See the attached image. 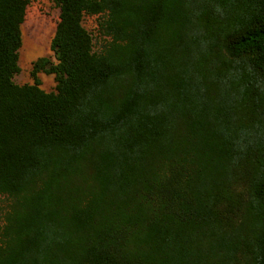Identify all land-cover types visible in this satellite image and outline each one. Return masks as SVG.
<instances>
[{"label":"trees","instance_id":"1","mask_svg":"<svg viewBox=\"0 0 264 264\" xmlns=\"http://www.w3.org/2000/svg\"><path fill=\"white\" fill-rule=\"evenodd\" d=\"M57 2L20 85L0 0V264H264V0Z\"/></svg>","mask_w":264,"mask_h":264},{"label":"rangeland","instance_id":"2","mask_svg":"<svg viewBox=\"0 0 264 264\" xmlns=\"http://www.w3.org/2000/svg\"><path fill=\"white\" fill-rule=\"evenodd\" d=\"M60 7L57 0H29L27 14L22 25V46L19 49L20 71L13 80L20 85L33 84L32 70L34 62L42 56L49 57L58 63L55 52L51 48L52 38L59 21ZM102 14H85L83 25L93 37L94 51L100 52L111 40L100 28ZM37 51V52H35ZM40 87L47 92L55 91L57 81L54 73L38 72ZM14 197L0 194V237L7 224V216L14 204Z\"/></svg>","mask_w":264,"mask_h":264},{"label":"bare ground","instance_id":"3","mask_svg":"<svg viewBox=\"0 0 264 264\" xmlns=\"http://www.w3.org/2000/svg\"><path fill=\"white\" fill-rule=\"evenodd\" d=\"M35 52H37V51H35Z\"/></svg>","mask_w":264,"mask_h":264}]
</instances>
